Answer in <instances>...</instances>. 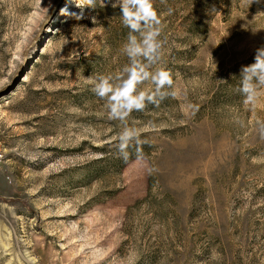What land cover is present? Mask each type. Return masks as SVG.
<instances>
[{
    "label": "rangeland",
    "instance_id": "374dc122",
    "mask_svg": "<svg viewBox=\"0 0 264 264\" xmlns=\"http://www.w3.org/2000/svg\"><path fill=\"white\" fill-rule=\"evenodd\" d=\"M153 7L173 83L125 160L92 82L128 63L121 10L0 0V264H264V89L237 91L264 0Z\"/></svg>",
    "mask_w": 264,
    "mask_h": 264
},
{
    "label": "clouds",
    "instance_id": "9594fccd",
    "mask_svg": "<svg viewBox=\"0 0 264 264\" xmlns=\"http://www.w3.org/2000/svg\"><path fill=\"white\" fill-rule=\"evenodd\" d=\"M79 13H71L81 19L88 9H95L97 0H75ZM113 8L119 7L123 25L128 28L126 43L121 51L128 58V63L119 72L99 75L93 79V91L105 101L109 118L123 124L118 134L116 145L120 156L127 160L128 149L141 144L139 131L129 126L127 118L135 110H142L146 103H158L170 93L164 91L172 86L169 72L157 67L162 60L164 42L160 39L161 21L153 7V0H107ZM259 2V0H252ZM105 0H103V6ZM66 13V9H62ZM171 10H169L170 12ZM73 52L67 58L71 61ZM237 91L244 97V103L255 105L264 89V46L256 49L254 62L242 66L239 73ZM90 79H92L90 77ZM150 82L152 87L142 90L138 86ZM264 136V123L259 125Z\"/></svg>",
    "mask_w": 264,
    "mask_h": 264
},
{
    "label": "trees",
    "instance_id": "16d2710c",
    "mask_svg": "<svg viewBox=\"0 0 264 264\" xmlns=\"http://www.w3.org/2000/svg\"><path fill=\"white\" fill-rule=\"evenodd\" d=\"M113 10H120V8H113L112 11H113Z\"/></svg>",
    "mask_w": 264,
    "mask_h": 264
}]
</instances>
